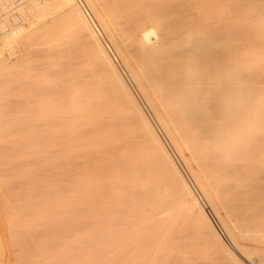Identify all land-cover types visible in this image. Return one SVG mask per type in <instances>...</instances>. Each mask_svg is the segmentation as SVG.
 Here are the masks:
<instances>
[{"label":"bare ground","instance_id":"obj_1","mask_svg":"<svg viewBox=\"0 0 264 264\" xmlns=\"http://www.w3.org/2000/svg\"><path fill=\"white\" fill-rule=\"evenodd\" d=\"M18 5L27 21L0 19V84L20 90H9L22 106L11 123L38 136L33 160L45 154L54 171L49 182L23 178L49 204L41 227L75 228L73 238L53 225L35 236L33 264H264V0ZM9 122L4 164L22 132ZM55 204H74L70 221Z\"/></svg>","mask_w":264,"mask_h":264},{"label":"rangeland","instance_id":"obj_2","mask_svg":"<svg viewBox=\"0 0 264 264\" xmlns=\"http://www.w3.org/2000/svg\"><path fill=\"white\" fill-rule=\"evenodd\" d=\"M20 5H18V7H19ZM22 10V9H21ZM27 10V9H26ZM17 12H18V14H19V16H20V19H17V18H13V23H10V24H8V21H7V27H16L15 25H14V23H16L18 20H20L22 23H23V21L25 22V21H27L28 19H27V16L29 15V14H27V16H26V19H22V18H24L25 16H23V14L24 13H22L23 12V10L20 12V9H18L17 8V10H16ZM26 13H28V12H26ZM32 14V13H31ZM23 21H22V20ZM120 63V62H119ZM121 64V63H120ZM1 81V80H0ZM131 82V81H130ZM1 83V82H0ZM131 85H132V87H133V89H135V86L131 83ZM2 86V87H1ZM3 86H5V85H2V84H0V94H2V92L4 93V92H6V91H9V90H11V89H9V90H7V88H6V90H4L3 91ZM5 89V88H4ZM137 89H135V91H136ZM11 91H13L12 92V94H15V93H18L19 92V94H20V90L18 89V91L17 90H11ZM11 91H9L8 93L10 94L11 93ZM17 91V92H16ZM15 92V93H14ZM138 91H136V94L138 95V97L140 96V94L139 93H137ZM6 94L7 93H5V97H3V94H2V96H0V98L1 97H3V99H0V100H4V98H6L7 96H9V97H7L8 99H11V100H9V102L11 103L12 102V100H14L9 106H7L6 105V102H8V99L7 100H4V101H0V102H4V104H1L0 105V113L2 112L3 114H0V116L1 117H3V118H0V120L2 121V122H6L7 124H8V122L11 124V125H14L13 127L11 126V127H9L10 128V131H12L13 130V132H20V131H22V132H20L19 134V138H17V142H18V140H19V146L20 147H22V145H23V151L21 152H19V150L18 149H20V147H18L16 150L15 149H13V151L11 150L12 149V147L11 148H9L8 147V149H9V152H13V154L17 151V154H18V156H17V158H15V156L16 155H12L11 156V154H10V156L11 157H8L7 158V162H6V164H4L3 162H1L2 160L4 161V160H6V158L5 159H0L1 161H0V165L3 163V165H1L0 166V178L2 179H0V233L2 234L1 236L3 237V239H1L0 238V244L2 243L3 244V246H2V244H1V248H0V264L2 263V264H15L16 263V261H17V259L19 260V261H17V264H25L26 262L28 263V264H33V260L34 259H32L33 257H31V255L30 254H32V253H37L38 252V250H39V248H40V245H39V243H41V242H38V245H36L34 242H36L37 243V240L39 241V240H41L42 241V239L43 238H45V236L44 235H46V232H48L47 233V235H49V234H51V232H49V229H48V227H50V226H52L53 224H48V225H44V227H41V226H43V224H41L40 222H42V220L40 219V217H41V211H42V209L44 210V207L46 206V205H49V204H42V206H40V204L38 203V198H36L37 197V191L35 190V186L37 185L36 183H35V181H33L32 180V182H34L36 185H34L33 186V188L31 189L30 188V186L32 185H29L30 183H29V181H28V179L29 180H31V179H35L37 176H38V179H39V176H40V178L41 177H43V179L44 178H46L45 176H47L48 175V177L46 178V179H44V180H47L48 182H49V179H50V181H52L53 179H52V177H53V175H51V173L52 174H54V171L52 170L53 168H51L52 167V165L50 164V166L48 165V163H49V161L47 162V165L48 166H44V165H46L45 164V162L46 161H40V160H44V159H46V158H43L44 157V155H42L41 154V156H43V157H40V155H38L37 154V157H36V159H37V162H36V160H33V159H35V153H37V148H34V146H36L35 145V143L34 142H37L38 141V136H36V134L34 135V133L31 135V133H30V135L31 136H35V137H31V136H28V134L29 133H27V136L28 137H23V136H21V134L22 133H25V132H23V131H25V130H27V128L29 127H26L25 126V128L23 127L24 125H26V124H19L18 123V125H16V124H12V123H14L13 121H14V119L16 120L17 118H15V117H19L18 116V114H20L21 115V112L19 113L17 110H20L21 111V109H22V106L20 107L18 104L16 105L15 103H16V101H17V98H15L14 97V95L12 96L11 94L9 95H7L6 96ZM15 95H17V94H15ZM11 96V97H10ZM18 96V95H17ZM14 99H13V98ZM21 100V97L19 96V98H18V100ZM140 99H142V98H140ZM142 101V100H141ZM15 102V103H14ZM15 105H14V104ZM142 104H143V106L145 107L146 105H145V103L142 101ZM6 105V108H4V106ZM12 105V106H11ZM21 108V109H19V107ZM10 107V108H9ZM15 107V108H14ZM10 109V110H9ZM12 109L14 110V111H17V112H14V111H12ZM145 109L147 110V112L149 111V109L147 108V106L145 107ZM7 112H8V114H7ZM5 113V114H4ZM11 113V114H10ZM150 111H149V115H150ZM12 114H14V115H12ZM9 117H7V116ZM10 115H11V117H13V120H12V118H10ZM16 115V116H15ZM6 117V119H5V117ZM15 116V117H14ZM150 117H152L151 119H152V121H153V123L155 124V126H157V128L160 130L161 128L158 126V123L156 122V120H155V118H154V116L152 115V113H151V116ZM3 119V120H2ZM11 119V120H10ZM7 120V121H6ZM0 121V122H1ZM11 121H12V123H11ZM0 124H2V123H0ZM3 124H5V123H3ZM9 124V125H10ZM6 125V124H5ZM19 125L21 126V125H23V126H21V128L19 127ZM29 129V128H28ZM20 130V131H19ZM9 131V130H8ZM10 131H9V133H10ZM29 132V131H28ZM160 132H161V135H163V138H164V140H165V142L167 143V145H168V147L170 148V150H171V152L174 154V156H175V158L177 159V161H178V163L180 164V166H181V168H182V170L184 171V173H185V175L187 176V178L190 180V182H191V184H193V186L195 187V188H197L196 187V185L193 183V181L191 180V176H190V174L188 173V171L186 170V168H185V166H184V164L182 163V161H181V159L179 158V156H177V154L175 153V151H174V149L172 148V146L170 145V143H169V141L167 140V137L165 136V134L163 133V131L162 130H160ZM21 136V137H20ZM33 138V139H31V138ZM30 141V143L28 142V140ZM35 138V139H34ZM21 139H23L24 141H26L25 142V144H30L31 145V142L32 143H34V145L33 146H30L29 145V149L28 150H30V151H33L31 148L33 147L34 148V153L33 152H30L29 151V153H33L32 155H30L29 157V159L28 158H26L27 156L26 155H24L25 154V152H24V146H25V144H22L24 141L22 140L21 141ZM35 140V141H34ZM22 143H21V142ZM11 144H13V143H11ZM20 144H22V145H20ZM10 146H13V145H10ZM7 149V150H8ZM15 151V152H14ZM8 152V153H9ZM19 152V153H18ZM6 153H7V151H6ZM21 153V154H20ZM16 154V153H15ZM35 154V155H34ZM9 155V154H8ZM24 156H26V157H24ZM33 158H32V157ZM24 157V158H23ZM46 157V156H45ZM27 159V163H29V164H27L26 165V161L24 162V160H26ZM42 158V159H41ZM17 159V160H16ZM21 159H23V160H21ZM40 159V160H39ZM21 160V163L19 162ZM33 160V162H35V163H33V162H29V161H32ZM48 160V159H47ZM14 161H17V162H14ZM39 161V162H38ZM23 162V163H22ZM12 163H15V166H13L14 164H12ZM18 163V164H17ZM32 163L33 164H35V165H32ZM9 164H12V165H9ZM23 164V165H22ZM40 164V165H39ZM41 164H43V165H41ZM9 165V166H8ZM17 165V166H16ZM3 166H4V168H3ZM8 167V169H6L5 167ZM12 166V167H11ZM21 166V167H20ZM28 166H31V167H28ZM3 169H2V168ZM11 167V169H9ZM14 167H16V168H14ZM40 168V174H39V169H37V171H36V168ZM44 167V168H43ZM24 168V169H23ZM47 168H49V169H47ZM15 169V170H14ZM25 169H28V170H25ZM44 169H47V170H44ZM53 171V172H51V170ZM9 172H8V171ZM19 170V171H18ZM22 170H23V172H24V175L26 176H24L25 178H28V176H29V174H30V172H31V176H30V178H28L27 179V181H28V183L29 184H27V181H26V179L25 178H23V172H22ZM25 170V171H24ZM35 170V171H34ZM49 170V171H48ZM19 173H21V174H19ZM29 173V174H27V173ZM34 172H37V173H34ZM9 173V174H8ZM44 175H43V174ZM45 173H46V175H45ZM49 173H50V175H49ZM16 174V175H15ZM34 174H36L37 176L35 177V176H33ZM42 174V175H41ZM5 175V176H4ZM20 176H22V177H20ZM52 176V177H51ZM23 178V179H21V180H19V178ZM49 177H51V178H49ZM16 179V180H15ZM37 179V178H36ZM42 179V178H41ZM6 180L8 181V182H6ZM12 180V181H11ZM14 180V181H13ZM2 181V182H1ZM24 181V182H23ZM19 182V183H18ZM8 183V184H7ZM16 183V184H15ZM18 183V184H17ZM3 184V185H2ZM22 186H21V185ZM27 184V185H26ZM37 188V187H36ZM29 189H31V191L29 190ZM38 190V189H37ZM26 191H27V193L28 194H26ZM198 191V190H197ZM34 192V193H33ZM30 193V194H29ZM36 194V195H35ZM31 195V196H30ZM36 197H35V196ZM25 197V199H26V197H28L26 200H24L23 198ZM34 197L36 198L35 200H34ZM32 198V199H31ZM35 202V203H34ZM10 203H12V204H10ZM27 203V204H26ZM3 204V205H2ZM21 204V205H20ZM26 204V205H25ZM35 204V205H34ZM7 205V206H6ZM10 205V206H9ZM13 205V206H12ZM17 205V206H16ZM33 205V207H31ZM37 205V206H36ZM55 205H57V209L59 210V208H61V207H59L60 205L63 207V210H67V209H69L70 208V210H72L71 208H73V206H74V204L72 205V204H67L66 206H65V204H64V206L62 205V204H55ZM28 206V207H27ZM69 206V207H68ZM71 206V207H70ZM8 207V208H7ZM14 207V208H13ZM19 207V208H18ZM38 209H37V208ZM68 207V208H67ZM9 209V210H11V211H9V210H7V209ZM34 208H35V212H34ZM46 208V207H45ZM5 209V210H4ZM40 209H41V211H40ZM7 210V211H6ZM16 210V211H15ZM30 210H31V212H30ZM70 210H68V211H70ZM21 211V212H20ZM27 211V212H26ZM38 211L40 212V213H38ZM11 212V214H8V213H10ZM27 214H26V213ZM65 212V211H64ZM7 215H6V214ZM14 213V214H13ZM21 213V214H20ZM23 213H25V214H23ZM38 214V216H37V214ZM73 213V210L71 211V212H68V216L66 215V217H67V221L69 220H71V214ZM70 214V215H69ZM14 215V216H13ZM21 215H22V217H21ZM28 215V216H27ZM30 215V216H29ZM32 215V216H31ZM35 215V216H34ZM7 216V217H6ZM16 216V217H15ZM19 216V217H18ZM23 216H27L26 218L25 217H23ZM15 219H14V218ZM21 217V218H20ZM29 217V218H28ZM35 217H36V219H35ZM39 217V218H38ZM69 217H70V219H69ZM6 218V219H5ZM8 218L10 219V220H8ZM17 218V219H16ZM32 218V219H31ZM51 217H47V220L48 219H50ZM29 219V220H28ZM40 219V220H39ZM45 219V218H44ZM6 220V221H5ZM23 221V223H22V221ZM32 220H34V222L32 221ZM36 220V221H35ZM9 221V222H8ZM16 221H17V224H16ZM20 221V222H19ZM27 221V222H26ZM63 221H66V219L65 220H63ZM15 224H13V223ZM37 222H39V224L37 223ZM46 222V221H45ZM10 223V224H9ZM31 223V224H30ZM34 223V224H33ZM22 224V225H21ZM24 224V225H23ZM30 224V225H29ZM46 224V223H45ZM66 226H65V225ZM64 224L62 225V227H60V225L57 223V227H55V225H53L54 227H55V230L56 231H54L55 233H61V234H64V231H65V228H66V230L67 231H71V232H69V233H67V231H65L67 234H68V236L67 237H70V238H73L72 236H70L69 234H71V235H74V233H75V228L74 227H72V225L70 226V224L67 222V223H65L64 222ZM14 225V226H13ZM21 225V226H20ZM27 225V226H26ZM37 227H36V226ZM8 226H9V228H8ZM24 226V227H23ZM29 226V227H28ZM32 226H34V227H32ZM69 226V227H68ZM16 227H19V228H16ZM28 228V230H27V228ZM39 227H40V229H39ZM63 227H65L64 228V230L62 229ZM72 227V228H71ZM23 228V229H22ZM35 228V229H34ZM38 230H37V229ZM47 228V229H46ZM58 228V229H57ZM59 228H61L60 230H59ZM13 230V232H12V230ZM17 229V230H16ZM19 229V230H18ZM30 229H32V230H30ZM54 229V228H53ZM69 229V230H68ZM71 229H73V230H71ZM11 230V231H10ZM17 231V233H16V231ZM24 230H26L25 232H24ZM33 230H35L37 233H35V231L33 232ZM43 230V231H42ZM48 230V231H47ZM9 231H10V233L11 234H9ZM15 231V232H14ZM22 231V232H21ZM41 233V232H43V233H39V232ZM46 231V232H45ZM50 231H52L51 229H50ZM57 231H59V232H57ZM73 231V232H72ZM63 232V233H62ZM21 233V234H20ZM23 233V234H22ZM31 233H32V235H31ZM35 235H34V234ZM45 233V234H44ZM19 234V235H18ZM67 234H64V235H67ZM28 235V236H27ZM60 235V234H59ZM58 235V236H59ZM24 236V237H23ZM26 236V237H25ZM32 236H34V237H32ZM35 236L36 237H38V239L37 238H35ZM22 237V238H21ZM31 237V238H30ZM42 237V238H41ZM65 238L66 240L68 239L69 240V238ZM21 238V239H20ZM26 238H29V239H26ZM24 239H26V241L24 240ZM31 239V240H30ZM35 239H37V240H35ZM3 240V241H2ZM11 240H13V241H11ZM24 240V241H23ZM27 240H30V241H28L27 242ZM35 240V241H34ZM23 242H25V244L23 243ZM29 243V244H28ZM34 243V244H33ZM21 244H23V245H21ZM33 244V245H32ZM20 245H21V247H20ZM27 245H29L30 247H31V245L33 246V247H27ZM35 245V246H34ZM25 247V250L26 251H29V252H24L23 253V248ZM29 248L30 250H32V252H30V250L29 249H27V248ZM39 247V248H38ZM19 248H21V249H19ZM19 250L17 253H16V251L17 250ZM33 249L35 250V251H33ZM16 250V251H15ZM22 250V251H21ZM15 251V252H14ZM3 253V254H2ZM17 255L16 257H15V254ZM22 253H23V255H22ZM3 255V256H2ZM29 255V256H28ZM37 255V254H36ZM22 256H25V257H22ZM28 256V257H27ZM19 257H21V258H19ZM28 259H27V258ZM31 257V258H30ZM24 258V259H23ZM32 260H30V259ZM3 259H4V261H3ZM25 260V263L24 262H21V261H23V260ZM21 260V261H20ZM31 262H30V261ZM15 261V262H14ZM14 262V263H13ZM19 262V263H18ZM26 263V264H27Z\"/></svg>","mask_w":264,"mask_h":264},{"label":"built area","instance_id":"obj_3","mask_svg":"<svg viewBox=\"0 0 264 264\" xmlns=\"http://www.w3.org/2000/svg\"><path fill=\"white\" fill-rule=\"evenodd\" d=\"M20 0H8L7 4L5 0H0V19L5 18L8 24L13 23V18L20 19V16L16 9ZM22 24L20 20L14 23L15 26Z\"/></svg>","mask_w":264,"mask_h":264}]
</instances>
